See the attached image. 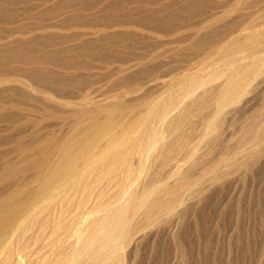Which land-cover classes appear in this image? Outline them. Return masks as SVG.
<instances>
[{
    "label": "rangeland",
    "instance_id": "rangeland-1",
    "mask_svg": "<svg viewBox=\"0 0 264 264\" xmlns=\"http://www.w3.org/2000/svg\"><path fill=\"white\" fill-rule=\"evenodd\" d=\"M256 30L262 33L256 54L264 60V0H0V170L16 159L20 142L36 146L69 132L87 115L130 117L170 96L176 102L172 116L184 121L166 131V137L176 132L166 138L167 158L147 161V176L143 172L136 187L141 194L165 182L172 192L159 193L156 202L170 198L171 208H149V221L141 211L117 262L264 264V66L248 91L221 112L215 91L225 77L212 78L228 68L218 58L221 48ZM247 56L241 53L238 62L248 63ZM195 76L208 82L182 99L184 84ZM214 116L217 124L210 129ZM33 174L0 182V198L19 185L35 187ZM119 178L112 177L99 200L112 197ZM74 195L71 214L81 198ZM93 202L95 197L86 208ZM41 216L23 240L28 261L76 241L73 227L51 233L55 213ZM35 235L41 240L34 243ZM56 238L62 240L58 245Z\"/></svg>",
    "mask_w": 264,
    "mask_h": 264
},
{
    "label": "bare ground",
    "instance_id": "bare-ground-1",
    "mask_svg": "<svg viewBox=\"0 0 264 264\" xmlns=\"http://www.w3.org/2000/svg\"><path fill=\"white\" fill-rule=\"evenodd\" d=\"M259 33L256 30V32L247 33L244 37L230 39L221 48L218 58L222 59L228 68L217 71L212 77L214 79L225 77L223 83L219 84V88L215 91V100L219 112L227 106L234 105L248 91L247 87L253 78L263 71L264 60L260 58L259 54H256L260 51L261 36ZM243 52L250 59L249 62L247 61L248 63L243 64L237 60V56ZM231 55H235V57H230ZM197 76L187 80L181 90L180 97L193 96L199 87L205 86L208 82L206 79ZM203 91L202 94H204ZM202 94L200 98H202ZM141 102L143 103V101ZM175 103L170 96L158 97L150 101L146 107L138 108L139 110L133 115L130 113L132 115L130 117H118V115H114L116 113H107L103 116L102 114L87 115L89 117L76 121L69 132L63 133L53 140L44 138L36 146H29L20 142L15 149L16 159L11 164L1 168L0 182L30 170L34 171L33 175L38 182L33 188L18 184L19 186L7 198H0V264H119L116 260V258H120L118 249L126 243L134 229V226H131L132 220L141 211H146V221H149L153 217V213L148 211L149 208L154 207L158 212L167 211L171 208L170 198L156 202V195L171 191L165 182L154 185L149 190L146 189L145 192L141 190L143 192L141 194L137 192L136 185L138 180L140 181L141 174L148 167L146 162L160 156L166 157L170 151L169 144L171 143H168L166 138L173 135L175 128L177 129L175 126L180 127L178 122L183 118L179 115V118L172 116L176 107ZM185 111L187 114V110ZM186 118L185 120H187ZM216 124V117L214 116L210 119L209 128L214 129ZM170 127H175L174 130L171 129L174 132L166 137L165 133ZM175 139L178 138L175 137ZM188 149L190 150L189 147ZM135 156L139 158L138 163L133 161ZM186 158L188 159V157ZM181 164L175 166L176 173L180 171ZM144 173L147 176V172ZM113 176H120L114 183L116 192L112 197L110 196V199H106L107 201L104 198H101L104 201L99 200L106 192L104 187L113 181ZM78 192H80L81 198H78L77 209L71 214L69 213L70 206L74 204V194ZM92 197L96 198V202L92 203L94 205L91 209H87L88 201ZM45 213L52 216L54 213L56 214L54 216L56 223L53 222L55 227L51 233L57 235L61 229L73 227L76 241L65 251L55 253L53 250V253L44 254L37 260L28 261V256L25 253V242L23 241L25 234ZM67 214L69 217L64 218ZM43 227H45L44 224ZM32 238L35 243L41 237L35 235ZM61 241L60 238H56L54 243L58 245Z\"/></svg>",
    "mask_w": 264,
    "mask_h": 264
}]
</instances>
